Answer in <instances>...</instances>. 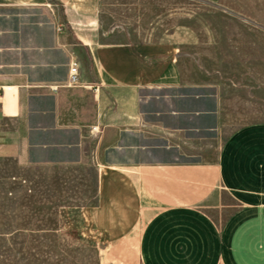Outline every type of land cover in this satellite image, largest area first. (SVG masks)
<instances>
[{"label": "crops", "instance_id": "0c3cea01", "mask_svg": "<svg viewBox=\"0 0 264 264\" xmlns=\"http://www.w3.org/2000/svg\"><path fill=\"white\" fill-rule=\"evenodd\" d=\"M100 12L0 0V168L93 171L82 230L111 264H264V123L225 133L182 41L114 42Z\"/></svg>", "mask_w": 264, "mask_h": 264}, {"label": "rangeland", "instance_id": "374dc122", "mask_svg": "<svg viewBox=\"0 0 264 264\" xmlns=\"http://www.w3.org/2000/svg\"><path fill=\"white\" fill-rule=\"evenodd\" d=\"M100 22L114 42L182 41L189 67L222 92L225 133L264 123V0H101ZM96 181L91 170L5 163L0 264H111L80 219Z\"/></svg>", "mask_w": 264, "mask_h": 264}, {"label": "built area", "instance_id": "2783aa9c", "mask_svg": "<svg viewBox=\"0 0 264 264\" xmlns=\"http://www.w3.org/2000/svg\"><path fill=\"white\" fill-rule=\"evenodd\" d=\"M79 71L76 65H72L70 68V78L67 84L68 87H77L79 86ZM2 98V92H0V99Z\"/></svg>", "mask_w": 264, "mask_h": 264}]
</instances>
